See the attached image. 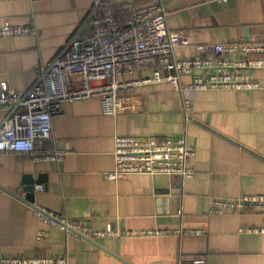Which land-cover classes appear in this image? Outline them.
Returning a JSON list of instances; mask_svg holds the SVG:
<instances>
[{"label": "crops", "instance_id": "crops-1", "mask_svg": "<svg viewBox=\"0 0 264 264\" xmlns=\"http://www.w3.org/2000/svg\"><path fill=\"white\" fill-rule=\"evenodd\" d=\"M118 5L147 0H115ZM93 0H0V27L30 26L34 33L0 38V83L16 92L34 84L37 66L47 67L87 20ZM167 25L190 46L178 58H194L198 46L264 45V0H167ZM88 30H85L86 33ZM251 58H264L252 56ZM154 67L120 77L116 117L102 114L100 100L63 105L53 121L57 147L71 152L59 162H33L22 154L0 156V253L9 258H63L67 264H183L205 258L207 264H264L263 212L213 214L214 199L264 195V88L199 92L186 122L180 94L169 82L138 85ZM264 82V69L251 72ZM183 83L191 78L184 76ZM81 86L79 78L70 89ZM5 113L0 112V123ZM186 132L196 150L195 175H130L106 179L115 168L116 135L175 139ZM34 201L28 199L29 184ZM41 186L40 190L37 187ZM35 205L92 231L108 226L123 232L170 231L169 235L92 238L69 235L39 220ZM200 230L203 235L177 234ZM39 231L46 242L39 246Z\"/></svg>", "mask_w": 264, "mask_h": 264}, {"label": "built area", "instance_id": "built-area-1", "mask_svg": "<svg viewBox=\"0 0 264 264\" xmlns=\"http://www.w3.org/2000/svg\"><path fill=\"white\" fill-rule=\"evenodd\" d=\"M167 0H147L143 4L118 5L115 0H93L87 20L80 30L58 52L47 67L37 66L36 79L26 92L12 90L0 83V156L22 154L33 162L63 161L70 151L58 148L53 136V121L63 115L68 102L98 99L104 116L119 113V93L127 84L120 81L134 69L154 67L153 77L140 80L138 85L169 82L180 94L186 122L193 121L192 102L199 92L210 90H253L264 88V82L253 80L251 72L264 69V54L260 44H210L197 47L194 58H178L179 47L190 46L182 34L172 32L167 25ZM213 1V0H212ZM227 3L228 0H214ZM128 13L124 28H120L115 9ZM85 30H88L84 33ZM34 33L30 26H13L6 22L0 27V38L20 37ZM184 76L190 83H183ZM79 78L81 86L70 89L69 83ZM115 168L105 177L118 182L130 175H166L193 178L195 148L189 144L186 132L175 139L159 141L153 137L116 135L113 151ZM42 190L41 186L37 187ZM30 205L28 202H25ZM32 206L34 215L45 223L60 227L78 238H123L131 236L169 235L170 231L148 230L123 232L108 226L92 231L81 223H73L48 209ZM261 210L264 215V195L239 199H214L210 213H240ZM241 233H264L261 228H241ZM203 235L200 230H177V234ZM46 242V233L39 231L36 243ZM0 264H67L63 258H9L0 253ZM183 264H207L205 258H195Z\"/></svg>", "mask_w": 264, "mask_h": 264}, {"label": "trees", "instance_id": "trees-1", "mask_svg": "<svg viewBox=\"0 0 264 264\" xmlns=\"http://www.w3.org/2000/svg\"><path fill=\"white\" fill-rule=\"evenodd\" d=\"M115 17L120 28H124L128 20V13L122 7H117L115 9Z\"/></svg>", "mask_w": 264, "mask_h": 264}, {"label": "water", "instance_id": "water-1", "mask_svg": "<svg viewBox=\"0 0 264 264\" xmlns=\"http://www.w3.org/2000/svg\"><path fill=\"white\" fill-rule=\"evenodd\" d=\"M34 189H35V186L33 184H29L28 185V188H26V192H28V199H30V201H34V195H33V192H34Z\"/></svg>", "mask_w": 264, "mask_h": 264}]
</instances>
